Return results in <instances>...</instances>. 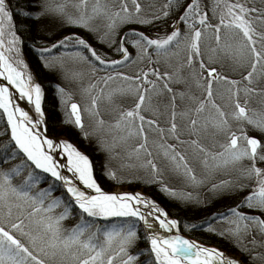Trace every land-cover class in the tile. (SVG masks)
<instances>
[{
	"label": "snow or ice",
	"instance_id": "1",
	"mask_svg": "<svg viewBox=\"0 0 264 264\" xmlns=\"http://www.w3.org/2000/svg\"><path fill=\"white\" fill-rule=\"evenodd\" d=\"M0 120V264H264V0H0Z\"/></svg>",
	"mask_w": 264,
	"mask_h": 264
},
{
	"label": "trees",
	"instance_id": "2",
	"mask_svg": "<svg viewBox=\"0 0 264 264\" xmlns=\"http://www.w3.org/2000/svg\"><path fill=\"white\" fill-rule=\"evenodd\" d=\"M34 35L36 36V38L38 40L43 39L42 33H34ZM32 43H33L32 40H28V41H26L25 45H23L22 47H23V51L25 54L24 55L25 59L31 65L33 71H35L37 68L38 60H37L35 53L32 51V49L30 47L32 45ZM37 78L42 83L44 90H45V96H44V100H43L42 104H43V107H44L46 113L49 114L50 116L62 117V112L58 108L54 107V105L57 104V100L55 97V91L56 90H55L54 85L58 81L46 72L40 73ZM3 123H4V121L0 120V129H2ZM50 131H51V125H50ZM56 131H57V134H59L60 126H57ZM74 142H77V141H74ZM77 143H78V146H81L83 148V150H85L91 154L92 159L94 160V162L96 163V166H97V175L100 178L102 185L106 189L114 190L117 187L126 188L127 190L142 189L146 193H150L156 199H158L164 206H166L169 209V211L173 215H177L180 218H182L183 220L191 222L190 217H192L194 210L191 207H185V206L181 205L180 203H178L177 201H172V200H169L168 198L164 197L161 193L156 191L155 186L146 187L144 185H138L136 183H133L131 185H129L128 183L117 184L116 182H113V181L108 180L105 177L101 176L99 170H100V166L103 162V154L95 152L94 151V145H85L84 141H82V140L78 141ZM181 227L183 228V225H181ZM183 233L186 235H191L193 238H198L203 242L219 245L221 248L225 249L228 252L231 251L229 248V245H226L224 243V241L217 240V239H219V237H217V236H215L214 237L215 239H213V237H209L207 233H203V232L202 233H195V232L189 233V231L184 230ZM139 245L141 248H143L144 247L143 241H140ZM143 258L144 257H141V259H143Z\"/></svg>",
	"mask_w": 264,
	"mask_h": 264
},
{
	"label": "rangeland",
	"instance_id": "3",
	"mask_svg": "<svg viewBox=\"0 0 264 264\" xmlns=\"http://www.w3.org/2000/svg\"><path fill=\"white\" fill-rule=\"evenodd\" d=\"M93 43H95V41H93ZM22 51H23V47H22ZM23 55H25L24 54V51H23ZM25 57V56H24ZM87 82V77H85V83ZM73 87H75V85H73ZM75 99H78V100H80L81 99V96H80V94H79V92L77 91V94H76V96L74 97ZM42 106H43V104H42ZM114 182V181H113ZM114 190H127L126 188H122V187H117V188H115ZM139 190H142V189H139ZM143 191V190H142ZM179 203V202H178ZM219 207V204H213V205H211L208 209H199V210H195V209H193L194 210V213H193V215H192V217H190V221L192 222V223H196V224H199V222H200V219L202 218V217H206L207 216V214L210 212V211H215L217 208ZM190 222V223H191ZM203 231H205L204 233H207L208 234V236L209 237H213V239H215L214 237H215V235H212L211 233L209 234L208 232H206V230H202V232ZM196 233L198 232V230H196L195 231ZM202 232H198V233H202ZM217 240H219V241H223L222 239H217ZM224 243L226 244V245H228L227 244V242H225L224 241Z\"/></svg>",
	"mask_w": 264,
	"mask_h": 264
},
{
	"label": "bare ground",
	"instance_id": "4",
	"mask_svg": "<svg viewBox=\"0 0 264 264\" xmlns=\"http://www.w3.org/2000/svg\"><path fill=\"white\" fill-rule=\"evenodd\" d=\"M16 102L20 103L21 106L25 107L26 110H28L30 112L31 115L35 116V111L34 109L27 104V102L25 100H20V99H17Z\"/></svg>",
	"mask_w": 264,
	"mask_h": 264
},
{
	"label": "water",
	"instance_id": "5",
	"mask_svg": "<svg viewBox=\"0 0 264 264\" xmlns=\"http://www.w3.org/2000/svg\"><path fill=\"white\" fill-rule=\"evenodd\" d=\"M115 191H120V190H115Z\"/></svg>",
	"mask_w": 264,
	"mask_h": 264
}]
</instances>
